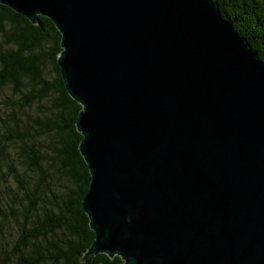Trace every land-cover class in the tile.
<instances>
[{"label": "water", "instance_id": "water-1", "mask_svg": "<svg viewBox=\"0 0 264 264\" xmlns=\"http://www.w3.org/2000/svg\"><path fill=\"white\" fill-rule=\"evenodd\" d=\"M62 34L90 254L264 264V59L216 0H0Z\"/></svg>", "mask_w": 264, "mask_h": 264}, {"label": "trees", "instance_id": "trees-1", "mask_svg": "<svg viewBox=\"0 0 264 264\" xmlns=\"http://www.w3.org/2000/svg\"><path fill=\"white\" fill-rule=\"evenodd\" d=\"M216 1L264 59V0ZM61 41L50 18L34 24L0 3V210L8 204L0 264H125L89 253L95 232L83 200L92 177L80 150L82 105L59 64Z\"/></svg>", "mask_w": 264, "mask_h": 264}, {"label": "rangeland", "instance_id": "rangeland-1", "mask_svg": "<svg viewBox=\"0 0 264 264\" xmlns=\"http://www.w3.org/2000/svg\"><path fill=\"white\" fill-rule=\"evenodd\" d=\"M66 186V185H65ZM61 187H59L58 188V192H61V191H63V189H60ZM65 188V187H64ZM8 210V204L6 203V202H1V210H0V213L1 214H6V212L5 211H7Z\"/></svg>", "mask_w": 264, "mask_h": 264}]
</instances>
